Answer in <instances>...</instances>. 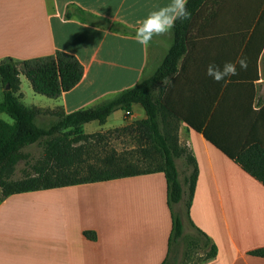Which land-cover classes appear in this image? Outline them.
Masks as SVG:
<instances>
[{
  "label": "crops",
  "instance_id": "obj_1",
  "mask_svg": "<svg viewBox=\"0 0 264 264\" xmlns=\"http://www.w3.org/2000/svg\"><path fill=\"white\" fill-rule=\"evenodd\" d=\"M168 2L0 0V62L7 59L22 62L58 51L74 55L84 69L80 83L57 99L36 97L40 94L31 89L35 101L31 107L62 109L67 114L94 107L136 86L146 76L157 47L166 44L163 36L171 39L172 29L154 37L145 47L135 40L137 21ZM263 56L264 52L259 61L260 79L255 82V110L264 105ZM206 70L193 67L191 72L201 76L173 82L172 91L167 93L170 104L198 124L210 120L209 106L219 87L206 80ZM23 77L20 76L21 81ZM171 79L165 85L166 90ZM117 112L104 125L97 120L86 123L83 131L87 134L110 131L147 117L145 109L137 104L129 121L120 126ZM260 126L264 128V124ZM179 137L190 148L199 168L189 211L195 227L188 223L196 237L206 241L207 236L217 248L216 256L203 264H264V258L250 254L264 248V185L184 120L180 123ZM109 182L122 183L120 226L109 225L104 239L101 230H96L95 241L86 239L83 230H79L74 232L81 237L77 243L70 241L73 232L65 231L61 242L51 248L58 258L57 264H162L167 259L178 264L179 245L175 241L169 246L172 217L164 173ZM43 191L14 194L1 203ZM6 238V233L0 235V264H35L33 247L25 251L23 245L12 244Z\"/></svg>",
  "mask_w": 264,
  "mask_h": 264
},
{
  "label": "trees",
  "instance_id": "obj_2",
  "mask_svg": "<svg viewBox=\"0 0 264 264\" xmlns=\"http://www.w3.org/2000/svg\"><path fill=\"white\" fill-rule=\"evenodd\" d=\"M187 8L191 18L176 21L174 45L153 74L94 107L70 114L55 113L57 120L47 129L37 126L34 121L44 110L26 107L16 95L21 86L20 76L30 81L35 93L57 99L82 80L84 69L80 61L74 55L58 51L22 62L13 59L0 62V78L9 88L0 102V113L8 114L13 120L9 124L0 119V203L14 194L161 172L167 181L172 217L169 246L172 247L183 232V220L177 210L183 192L175 158L185 156L194 167L187 211L192 226L189 211L199 176L194 155L180 143L179 127L183 120L264 185V128L260 126L264 124V105L259 110L253 107L255 82L260 79L259 61L264 52V0H188ZM241 58L246 60L247 68L241 69L237 63L238 74L235 76L216 82L206 74L208 82L219 86L209 106L208 123L198 124L170 104L167 93L172 91L173 82L201 76V73L191 72L193 67L207 69L210 64L223 67L226 62L235 63ZM262 61L264 64V56ZM176 73V78L171 79ZM170 79L166 90L163 84ZM215 102L218 103L214 108ZM137 104L145 109V119L110 130L107 135L102 131L84 133L86 123L97 120L104 125L118 110L131 115ZM130 115L126 114L127 120ZM108 135L116 140L131 139L135 146L133 152L112 150L91 164L81 158L84 155L82 144L103 142ZM43 136L70 153L69 163L64 164V168L46 167L34 175L11 179L21 154L20 146ZM76 144L81 146L76 147ZM134 154L136 160L130 159ZM72 163L73 168H70ZM143 164L148 168L139 169ZM84 234L89 240L97 239L95 232L85 231ZM216 254V246L211 245L208 260ZM250 254L264 258V248ZM162 264L171 263L167 259Z\"/></svg>",
  "mask_w": 264,
  "mask_h": 264
},
{
  "label": "rangeland",
  "instance_id": "obj_3",
  "mask_svg": "<svg viewBox=\"0 0 264 264\" xmlns=\"http://www.w3.org/2000/svg\"><path fill=\"white\" fill-rule=\"evenodd\" d=\"M210 8V6H209ZM171 39H166V46L159 45L157 54L153 60V64L149 66L146 76L153 74L162 64L175 42V33L172 28ZM162 38V39H163ZM166 83L163 84V87ZM31 83L23 77L20 90L16 93L20 96L21 102L29 108L33 106V98L31 94ZM9 88L2 82L0 78V102L4 100L5 93ZM21 91L23 97L21 96ZM36 97L46 96L36 95ZM139 107H141L139 105ZM36 108V107H35ZM44 110V109H43ZM55 113L65 114L62 109H47L42 111L36 117L35 124L43 129H47L57 120ZM116 114L119 124L124 125L129 120L126 119L125 112L118 110ZM0 119L12 124L13 120L8 114L0 113ZM129 121L127 124H131ZM126 124V125H127ZM84 133H86L84 131ZM103 134H109L108 131H102ZM87 134V133H86ZM106 134V135H107ZM180 138V137H179ZM182 146L189 148L187 145ZM84 146V155L81 158L88 160V163L98 162L104 158L112 150L117 153L133 152L134 142L129 139L119 138L109 135L105 137L103 142H88L82 144ZM81 146L76 144V147ZM190 149V148H189ZM110 151V152H109ZM21 154L19 161L14 167V173L11 179H22L26 176L34 175L41 169L46 167L64 168L71 160L70 153H66L59 148L48 137H37L32 142L20 146ZM73 153V150H71ZM132 160H136L134 158ZM74 163L70 164L73 168ZM176 169L182 186V200L177 205L183 220V232L176 239L179 251L178 264H203L208 260L211 250V243L206 239L201 240L196 237L195 233L189 225V217L187 214L190 198V183L193 174V164L185 156L175 158ZM147 165H140L139 169H146ZM2 190H0V197ZM122 212V183L101 182L95 184L80 185L65 189H52L33 195H24L20 198H14L7 204L0 203V235L7 234L6 241L12 244L23 245L25 251L35 249L33 261L35 264H57L58 258L53 253L56 246L64 237L65 231H72L73 235L70 241L81 242V237L74 235L79 230L97 232L101 230L103 239L105 238L106 229L109 225L120 226ZM97 235V234H96ZM84 237L85 234H84ZM196 237V238H195ZM86 239H88L86 237ZM180 240V242H179ZM47 248V250H46ZM50 249V250H49ZM31 255V253H25Z\"/></svg>",
  "mask_w": 264,
  "mask_h": 264
},
{
  "label": "clouds",
  "instance_id": "obj_4",
  "mask_svg": "<svg viewBox=\"0 0 264 264\" xmlns=\"http://www.w3.org/2000/svg\"><path fill=\"white\" fill-rule=\"evenodd\" d=\"M187 2L188 0H169L167 4L152 10L144 19L137 21L136 42L146 47L154 37L167 34L175 26L177 20H189L191 12L187 8ZM237 63L241 69L247 68L246 60L241 58L235 63L226 62L223 67L210 64L206 74L216 82H220L238 74Z\"/></svg>",
  "mask_w": 264,
  "mask_h": 264
},
{
  "label": "built area",
  "instance_id": "obj_5",
  "mask_svg": "<svg viewBox=\"0 0 264 264\" xmlns=\"http://www.w3.org/2000/svg\"><path fill=\"white\" fill-rule=\"evenodd\" d=\"M126 114H127V115H130V113H129V112H126Z\"/></svg>",
  "mask_w": 264,
  "mask_h": 264
}]
</instances>
